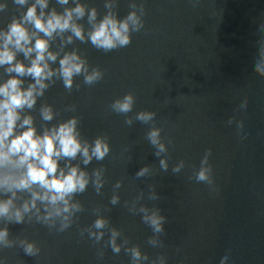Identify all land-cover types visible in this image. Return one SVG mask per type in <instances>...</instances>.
I'll list each match as a JSON object with an SVG mask.
<instances>
[{
  "label": "water",
  "instance_id": "obj_1",
  "mask_svg": "<svg viewBox=\"0 0 264 264\" xmlns=\"http://www.w3.org/2000/svg\"><path fill=\"white\" fill-rule=\"evenodd\" d=\"M86 2L101 17L107 11L104 0ZM130 2L119 0L120 17L130 10ZM136 2L144 5L145 27L132 34L127 47L105 53L79 41L67 46L78 47L90 65L103 71V78L86 85L78 76L70 92L57 81L42 98L57 110V120L78 115L84 138L107 137L109 155L87 166L89 174L98 167L105 170L102 192L90 185L77 195L84 211L64 232L35 221L9 225L11 238L35 240L41 252L32 257L18 247L4 249L8 264H131L123 250L115 255L104 241L81 235L96 215L120 230L126 247L138 244L152 259L167 257L168 264H219L224 255L229 264H264V78L252 71L257 52L264 51V0ZM16 12L9 0V8L0 13V27ZM59 47L57 39L53 48ZM127 92L136 97L127 115L156 112L155 126L166 143L171 141L167 172L146 139L152 125L134 120L129 127L123 114L111 110L112 101ZM70 105L75 112L68 110ZM34 115L39 126L38 112ZM209 148L211 186L193 177ZM180 160L185 167L173 174L171 168ZM145 164L151 165L148 175L137 178ZM117 180L123 183L115 190ZM152 186L157 200L151 198ZM114 191L121 197L115 206L110 204ZM142 206L158 207L167 217L156 247L147 243L153 233L141 220Z\"/></svg>",
  "mask_w": 264,
  "mask_h": 264
},
{
  "label": "clouds",
  "instance_id": "obj_2",
  "mask_svg": "<svg viewBox=\"0 0 264 264\" xmlns=\"http://www.w3.org/2000/svg\"><path fill=\"white\" fill-rule=\"evenodd\" d=\"M11 2L17 12L0 27V264H8L7 257L2 254L4 249L18 247L32 257L41 252L35 240L11 238L9 225L35 221L64 232L72 226L77 214L84 211L77 195L85 193L90 185L100 194L105 185V170L98 167L89 174L87 166L109 155L111 145L107 137L96 136L91 141L84 138L78 115L57 120L58 112L53 105L42 102L57 81L70 92L78 76L83 77L86 85H93L104 76L99 67L89 64L78 47L69 49L67 46L79 41L107 53L130 45L132 34L145 27L144 5L136 0H131L130 10L123 17L116 11L119 0H104L107 11L102 17L97 7L90 6L86 0ZM8 8L9 0H0V13ZM85 18L87 27L82 23ZM57 39L59 49L53 48ZM262 60L264 51H258L252 71L264 78ZM135 104V95L127 92L113 100L110 107L113 112L125 116L124 123L129 127L134 120L152 125L146 132V139L155 149L153 155L159 159L160 169L167 172L166 154L171 141L166 143L162 129L155 126L156 112L140 110L132 116L127 115L133 112ZM68 110L76 111L74 105L68 106ZM243 111L242 106L241 115ZM34 112H38L39 126ZM236 134H240V129H236ZM211 155L209 148L199 168L194 169L197 183L213 184ZM78 158L79 162L74 163ZM184 167L185 161L180 160L171 171L179 174ZM150 168L151 165L145 164L136 172V177L147 176ZM122 183L117 180L113 188L120 189ZM151 198H160L154 186ZM120 199L119 193L114 191L110 204L115 206ZM139 212L142 222L153 233L147 243L158 246L167 217L158 207L142 206ZM85 232L96 243L104 241L113 254L118 255L122 250L129 254L131 264H168L167 257L160 255L152 259L138 244L126 247L128 241L121 240L120 230L110 227L109 219L103 215H96L90 226L81 229V235ZM219 264H229V256L221 257Z\"/></svg>",
  "mask_w": 264,
  "mask_h": 264
}]
</instances>
